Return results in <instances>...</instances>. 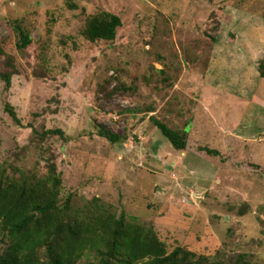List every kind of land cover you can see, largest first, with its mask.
Returning <instances> with one entry per match:
<instances>
[{
  "label": "rangeland",
  "instance_id": "374dc122",
  "mask_svg": "<svg viewBox=\"0 0 264 264\" xmlns=\"http://www.w3.org/2000/svg\"><path fill=\"white\" fill-rule=\"evenodd\" d=\"M103 12L122 25L90 41ZM0 70L4 181L45 176L51 152L77 216L125 213L168 253L264 264V0H0ZM156 121L189 127L186 147ZM49 129L65 138L41 141ZM98 260L86 250L75 264Z\"/></svg>",
  "mask_w": 264,
  "mask_h": 264
},
{
  "label": "trees",
  "instance_id": "16d2710c",
  "mask_svg": "<svg viewBox=\"0 0 264 264\" xmlns=\"http://www.w3.org/2000/svg\"><path fill=\"white\" fill-rule=\"evenodd\" d=\"M121 25V17L103 12L87 19L83 34L90 41H113ZM14 28L18 47L27 48L33 42L31 33L19 22H14ZM0 77L8 89L12 75L0 70ZM5 110L19 121L13 106L7 103ZM156 124L175 148L186 147L189 127L181 134L159 121ZM35 132L41 141L56 135L65 138L60 129ZM202 150L220 154L216 149ZM46 158L48 173L43 177L22 173L4 181L0 174V225L10 241L0 252V264H75L86 250L96 252V264H225L184 247L168 253L153 228L128 222L125 213L77 216L71 197H60L63 181L55 155L50 152ZM243 257L235 264H247Z\"/></svg>",
  "mask_w": 264,
  "mask_h": 264
}]
</instances>
